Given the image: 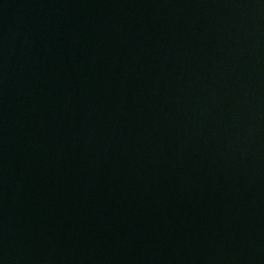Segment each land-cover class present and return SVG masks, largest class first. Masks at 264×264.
I'll use <instances>...</instances> for the list:
<instances>
[{"label": "water", "instance_id": "water-1", "mask_svg": "<svg viewBox=\"0 0 264 264\" xmlns=\"http://www.w3.org/2000/svg\"><path fill=\"white\" fill-rule=\"evenodd\" d=\"M0 264H264V0H0Z\"/></svg>", "mask_w": 264, "mask_h": 264}]
</instances>
